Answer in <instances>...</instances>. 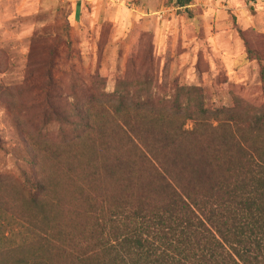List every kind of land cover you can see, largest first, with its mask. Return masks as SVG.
<instances>
[{"label":"trees","instance_id":"trees-1","mask_svg":"<svg viewBox=\"0 0 264 264\" xmlns=\"http://www.w3.org/2000/svg\"><path fill=\"white\" fill-rule=\"evenodd\" d=\"M66 34L68 58L78 51ZM57 54L32 67L46 78L36 87L45 124L63 137L23 139L29 195L11 212V232L26 225L31 251L0 264H264V110L192 99L169 108L120 89L105 103L91 86L82 90L93 101L67 103Z\"/></svg>","mask_w":264,"mask_h":264},{"label":"rangeland","instance_id":"rangeland-1","mask_svg":"<svg viewBox=\"0 0 264 264\" xmlns=\"http://www.w3.org/2000/svg\"><path fill=\"white\" fill-rule=\"evenodd\" d=\"M68 29L78 51L72 59ZM247 43L262 61L249 58ZM54 46L58 93L67 103L93 101L82 90L91 86L104 102L120 89L126 98L152 96L169 108L192 99L208 109L264 110V0H195L187 7L174 0H0V255L9 263L31 251L24 222L11 232V212L23 210L29 195L23 139L63 137L58 124H45L36 87L46 78L32 67ZM193 127L189 120L186 129Z\"/></svg>","mask_w":264,"mask_h":264}]
</instances>
